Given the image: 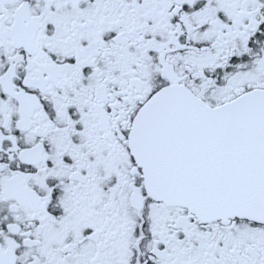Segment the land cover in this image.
Segmentation results:
<instances>
[{
    "label": "snow or ice",
    "instance_id": "obj_1",
    "mask_svg": "<svg viewBox=\"0 0 264 264\" xmlns=\"http://www.w3.org/2000/svg\"><path fill=\"white\" fill-rule=\"evenodd\" d=\"M0 264H264V0H0Z\"/></svg>",
    "mask_w": 264,
    "mask_h": 264
}]
</instances>
